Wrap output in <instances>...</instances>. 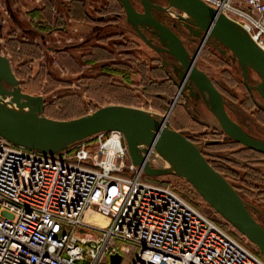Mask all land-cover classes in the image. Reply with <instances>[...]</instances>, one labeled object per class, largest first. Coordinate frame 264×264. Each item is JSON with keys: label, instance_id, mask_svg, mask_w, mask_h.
<instances>
[{"label": "built area", "instance_id": "2783aa9c", "mask_svg": "<svg viewBox=\"0 0 264 264\" xmlns=\"http://www.w3.org/2000/svg\"><path fill=\"white\" fill-rule=\"evenodd\" d=\"M264 49V0H203ZM44 152L0 134V264H264L129 155L122 131ZM149 158V157H148Z\"/></svg>", "mask_w": 264, "mask_h": 264}, {"label": "rangeland", "instance_id": "374dc122", "mask_svg": "<svg viewBox=\"0 0 264 264\" xmlns=\"http://www.w3.org/2000/svg\"><path fill=\"white\" fill-rule=\"evenodd\" d=\"M132 1L138 8H143L140 0ZM155 1L168 4L167 0ZM176 10L180 11L176 8H172L173 12L156 11L160 17L170 21L181 19ZM179 13L184 15L182 11ZM128 23L120 0H0V53L11 60L23 90L43 95L44 112L48 117L72 119L104 105L124 104L165 112L163 115L170 114L168 119L174 121L182 109L173 102L164 103L169 96L176 97L177 88L162 69V54L148 45ZM222 59L218 52L205 45L198 62L219 86H223L238 102L242 101L248 111L258 112L237 66H231ZM175 124L197 128L191 120L183 123L177 119ZM207 137L221 138L211 133L204 138ZM239 143L212 144L208 149L212 155L217 154V158L209 159L240 195L260 207L264 215V153L240 147ZM233 151L241 159L239 162L232 161L236 160L230 154ZM221 153H226L231 160H226ZM151 157L150 162L157 166ZM149 179L174 185L180 194L216 218L251 249L259 250L183 177L164 174L150 176ZM253 211L251 209L253 215L264 222L263 216ZM124 256L123 264H129L132 254ZM112 262L119 264L120 259L113 258Z\"/></svg>", "mask_w": 264, "mask_h": 264}, {"label": "water", "instance_id": "95a60500", "mask_svg": "<svg viewBox=\"0 0 264 264\" xmlns=\"http://www.w3.org/2000/svg\"><path fill=\"white\" fill-rule=\"evenodd\" d=\"M140 0L144 10L136 9L132 0H120L129 23L150 46L165 50L185 66V77L195 84L216 115L226 133L236 141L264 153V141L246 132L227 113L222 93L206 72L188 57L180 37L153 11L173 12L190 21L208 38H216L229 47L242 68L248 88L249 68L261 80L255 86L264 97V49L237 22L218 12L203 0ZM143 28L151 30L165 47L154 44ZM45 99L22 89L9 57L0 53V134L8 140L44 152L68 150L75 142L100 131L120 130L124 134L129 155L151 176L175 174L189 181L210 206L258 248L264 257V226L249 209L247 201L229 180L216 169L200 148L186 135L173 128L168 115L136 106L108 104L72 119H55L45 115ZM168 164L152 165L149 150ZM151 163V165H150ZM114 259H120L116 255Z\"/></svg>", "mask_w": 264, "mask_h": 264}, {"label": "flooded vegetation", "instance_id": "af4514ba", "mask_svg": "<svg viewBox=\"0 0 264 264\" xmlns=\"http://www.w3.org/2000/svg\"><path fill=\"white\" fill-rule=\"evenodd\" d=\"M135 7L139 11L144 10V8L140 9L137 6ZM153 13L158 19L166 23L168 26H170L174 30V32L180 37L183 44L185 45L188 51V57L192 61V63L196 65L199 69L206 72L207 75L212 80V82L214 83V85L222 93L223 99H224V106H225V109L228 115L250 135H252L253 137L257 139L264 141V134L261 133L262 131H264V97L255 87L261 80L258 77L259 74L253 69L249 68L248 83L252 87L248 88V86L246 85L244 81L243 73L241 72L242 68L240 66V63L238 59L235 57L233 51L229 47L221 43L216 38H208V35L204 31H200L190 21H186L182 19H177V20L170 19V21H167L163 17H160L157 11H153ZM130 27L132 28V30H134L131 25ZM142 30H144V33L146 34V36L150 38L154 44L160 47H165V45L161 42L159 37H157L155 33H153L151 30L147 28H143ZM205 45L213 48L216 52H218V54L223 58L222 60L225 63L231 66H237V70H238L239 75L242 77V82L244 84V87L246 88L247 93L251 101L253 102L254 106H256V108L258 109V112L248 111L244 107V103L242 101L238 102V100H236L235 97L230 95V93L223 86L218 85L215 78H213L212 75L206 69H204L203 67H201V65H199L198 58L202 55ZM73 46H76V45H73ZM156 52L162 54L161 55L162 69L166 73V76L170 78L173 85L177 88L176 97L174 98V96L172 97L169 96L167 100L164 101V103L170 104L173 102V105L175 106L178 105L182 109L181 110L182 112L181 111L178 112L180 116L175 117L174 121L172 119L173 122L169 118V121L172 127L182 132L191 141H193L200 148V150L206 156V158L210 161V163L214 166V164L209 158L214 160V158H217V156H215L217 154L212 155L213 152L210 149H208L209 146H211L212 144H219L223 142H231V141H236V140L231 138L226 133V131L223 129L216 115L208 107L204 99V96L200 92L199 88L191 82L189 77L187 76L185 77L186 70H185V66L183 65V63L178 61L175 56H173L171 53L165 50H162V49L156 50ZM158 96H160L161 99H164V96L161 93H158ZM164 113H161V114H164ZM166 115H168L169 117L170 114H166ZM177 119H179L183 123L186 120H191L195 125H197V128L178 127L175 124L177 122ZM208 133H211L215 136H220L221 138L220 139H212L208 137L204 138L207 136ZM239 146L244 147L249 150H254V149H251L250 147H245L246 145H243L240 143H239ZM230 154L233 155L236 159V160L232 159V161L239 162V160H241L239 157L236 156L234 151L231 152ZM221 156L224 157L226 160L227 159L231 160L226 155V153L224 154L221 153ZM247 203L249 205L250 211L252 209L254 210L253 211L254 213L261 214L264 218L263 211L260 209V207L256 206L253 203H250L249 201H247ZM256 219L261 224L262 223L264 224L263 221L261 222L258 218Z\"/></svg>", "mask_w": 264, "mask_h": 264}, {"label": "bare ground", "instance_id": "6f19581e", "mask_svg": "<svg viewBox=\"0 0 264 264\" xmlns=\"http://www.w3.org/2000/svg\"><path fill=\"white\" fill-rule=\"evenodd\" d=\"M180 12V11H179ZM173 14V13H172ZM152 149L151 150H149V160H150V157H151V155H153L152 154ZM151 159H152V162L153 163H156L157 164V166L156 167H162V166H166L168 163L164 160V159H162L159 155H153L152 157H151ZM150 165H151V163H150Z\"/></svg>", "mask_w": 264, "mask_h": 264}, {"label": "crops", "instance_id": "0c3cea01", "mask_svg": "<svg viewBox=\"0 0 264 264\" xmlns=\"http://www.w3.org/2000/svg\"><path fill=\"white\" fill-rule=\"evenodd\" d=\"M136 35H137V34H136ZM137 36H138V35H137ZM138 38H140V37L138 36ZM140 39H141V38H140ZM141 40H142V39H141ZM142 42H143L144 45H146L149 49H151V48L148 46L149 44H148L146 41H145V42H146L148 45H147L144 41H142ZM151 50H152V49H151ZM153 52H154V51H153ZM16 75H17V74H16ZM208 107H209V106H208Z\"/></svg>", "mask_w": 264, "mask_h": 264}, {"label": "trees", "instance_id": "16d2710c", "mask_svg": "<svg viewBox=\"0 0 264 264\" xmlns=\"http://www.w3.org/2000/svg\"><path fill=\"white\" fill-rule=\"evenodd\" d=\"M28 92V91H27ZM217 169V168H216ZM214 218V217H213ZM214 219H216V218H214ZM217 220V219H216ZM239 234L242 236V234L239 232ZM260 255H262L261 253H260V251L258 250L257 251Z\"/></svg>", "mask_w": 264, "mask_h": 264}]
</instances>
